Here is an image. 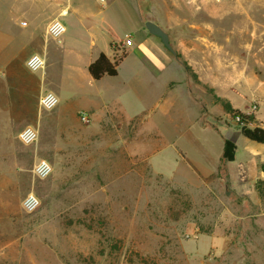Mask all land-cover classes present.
<instances>
[{
    "label": "rangeland",
    "instance_id": "obj_1",
    "mask_svg": "<svg viewBox=\"0 0 264 264\" xmlns=\"http://www.w3.org/2000/svg\"><path fill=\"white\" fill-rule=\"evenodd\" d=\"M9 1L0 0V27L14 34L20 15ZM154 2L161 6L153 18L188 76L200 87L197 77L222 75L224 91L245 99L239 111L264 127V0ZM84 89L117 93L96 98L98 105L73 104L66 87L68 103L59 108L32 105L37 140L29 145L18 139L24 122L0 127V264H264V162L256 156L242 169L222 163L209 172L186 142L195 136L215 148L220 121L232 131L220 129L234 141L238 160L261 145L235 132L240 126L222 112L213 90L196 92L205 107L200 124L206 118L214 124L201 128L180 95L163 115L150 106L152 95L135 97L118 82ZM115 94L124 96L125 109L138 107L137 119L104 117ZM87 109L102 120H92ZM81 113L89 120L81 121ZM9 116L0 119L8 124ZM175 148L186 156L174 158ZM40 160L50 166L43 178L33 172ZM30 195L31 209L24 204Z\"/></svg>",
    "mask_w": 264,
    "mask_h": 264
},
{
    "label": "crops",
    "instance_id": "obj_2",
    "mask_svg": "<svg viewBox=\"0 0 264 264\" xmlns=\"http://www.w3.org/2000/svg\"><path fill=\"white\" fill-rule=\"evenodd\" d=\"M154 1L163 0H10L9 10L20 15V20L17 33L6 34L5 29L0 27V114L10 115L8 124L7 120L2 122L0 119V127H11L15 121L24 122L22 126L31 127L32 122L37 120L36 116L34 118L33 112L36 108L33 109V106H38L39 96L47 92L54 94L58 101L54 108L56 109L60 103H68L65 100L69 96L66 87L72 93L73 100L68 97L70 103L98 105L96 98L110 96L117 91L97 89L95 94H88L84 86L111 82H118L121 88L130 89L135 97H142L139 91L152 95L150 106L160 110L163 115L169 113L181 99L186 105L193 106L196 111L194 122L201 128L209 124L214 126L212 118L211 122L206 118L205 124H200L199 117L205 107H202L200 96L196 92L205 93V88L213 90L218 101L227 102L234 110L245 111L244 96V100L241 99L238 91L234 89L225 92L222 75L211 80L197 77V81L203 84L198 87L199 84L188 76L186 66L167 51L157 37L146 31L144 23L150 21L168 34L160 22L153 18L160 14L161 6ZM64 8L68 9L64 19L65 33L59 41H55L45 35V29ZM21 22L25 24L20 25ZM128 38L131 44L125 46ZM100 53L110 61L125 54L118 63L117 75L92 79L87 68ZM33 55L45 60L43 69L35 72L28 69L26 61ZM118 95L115 94L111 99L107 97L109 100L106 102L109 101L114 108L111 112L106 108L108 112L106 111L104 117L112 119L117 113L125 119H137L140 114L138 107L125 104V109L124 96L117 98ZM177 95H180V99ZM141 101L137 98V103L141 104ZM214 104L219 105L211 102L209 106ZM117 109L121 110L116 112ZM220 109L224 111L222 107ZM82 111L87 112L94 121L102 120L96 110ZM220 111L213 112L211 109L214 115L221 114ZM220 123L222 122L217 121L215 129L220 134L221 144L216 143L215 148H212L211 143L199 141L195 136L187 137L188 147L192 146L198 154V164L202 168L216 172L222 163L231 166L238 162L242 169L247 161L251 162L256 156L259 161L264 162V144L254 145L248 158L241 160H238L235 149L234 160L224 162V140L234 141L228 135L221 134L220 129L229 133L232 131ZM253 123V127L264 129L254 121ZM235 132L240 133L238 129ZM182 155L184 158L186 153L175 148L174 158Z\"/></svg>",
    "mask_w": 264,
    "mask_h": 264
},
{
    "label": "built area",
    "instance_id": "obj_3",
    "mask_svg": "<svg viewBox=\"0 0 264 264\" xmlns=\"http://www.w3.org/2000/svg\"><path fill=\"white\" fill-rule=\"evenodd\" d=\"M68 14V9L64 8L61 9L60 12L58 13L57 17H55L54 19H52L48 25L46 26L45 29V35L55 41H59L60 38L62 37V35L65 33V25L63 24L62 19L65 18ZM24 22H21L20 25H24ZM131 44L130 39L128 38L125 41V46H129ZM37 56V55H33L30 58ZM39 57V56H38ZM29 58V59H30ZM28 59V60H29ZM27 60V61H28ZM27 61H26V66H27ZM41 61H43V65L41 66ZM45 66V60L42 57H39L38 59L35 60L34 63V68L36 70H31L28 66V69L31 70L32 72L38 71L43 69ZM58 101L55 95H50L49 92L47 93H43L42 95L39 96L38 98V106L40 109L45 110V111H49L52 110L56 107ZM256 109L255 106L250 107L249 112H254ZM244 114V113H242ZM246 115V114H244ZM248 116V115H246ZM80 120L81 121H88L89 117L86 113H81L80 114ZM234 122L239 125L240 127H248V128H254L253 126V121L250 119H245L240 115H237L235 117H233ZM18 139L21 143L25 144V145H29L32 144L33 142H35L37 140V131L31 127H27L24 128L19 134H18ZM34 174L40 178L46 177L49 172H50V166L49 164L45 161V160H40L39 162H37L34 166V170H33ZM260 175L262 177H264V166L262 167L261 171H260ZM35 199L33 198L32 195L28 196L25 201L24 204L26 206V208H33L35 206Z\"/></svg>",
    "mask_w": 264,
    "mask_h": 264
},
{
    "label": "trees",
    "instance_id": "obj_4",
    "mask_svg": "<svg viewBox=\"0 0 264 264\" xmlns=\"http://www.w3.org/2000/svg\"><path fill=\"white\" fill-rule=\"evenodd\" d=\"M125 54H121L118 59L110 61L103 53H100L97 58L88 65V73L94 80H98L103 76H115L117 75V66L119 61ZM222 108L224 111L233 117L240 115L245 119L252 120L251 115H244L239 110H234L230 107L227 102H221ZM241 135L246 139L258 143L264 144V129L261 127H239L238 128ZM236 146L233 142L229 140H224L223 151H222V160L224 162H232L234 160Z\"/></svg>",
    "mask_w": 264,
    "mask_h": 264
},
{
    "label": "water",
    "instance_id": "obj_5",
    "mask_svg": "<svg viewBox=\"0 0 264 264\" xmlns=\"http://www.w3.org/2000/svg\"><path fill=\"white\" fill-rule=\"evenodd\" d=\"M144 26H145V29L146 31L154 36V37H157L162 46L167 50L169 51L174 57H176V54L169 42V37H168V34L166 32H164L159 26H157L156 24L150 22V21H146L144 23Z\"/></svg>",
    "mask_w": 264,
    "mask_h": 264
},
{
    "label": "clouds",
    "instance_id": "obj_6",
    "mask_svg": "<svg viewBox=\"0 0 264 264\" xmlns=\"http://www.w3.org/2000/svg\"><path fill=\"white\" fill-rule=\"evenodd\" d=\"M39 57L38 56H34L32 58H30L28 61H27V66L31 69V70H36L34 68V63H35V60L38 59ZM43 61H41V66L43 65ZM50 95H54L52 93H50Z\"/></svg>",
    "mask_w": 264,
    "mask_h": 264
}]
</instances>
